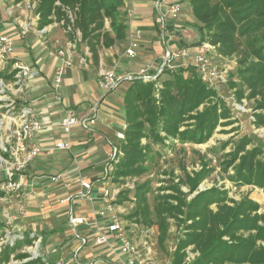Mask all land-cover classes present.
I'll return each mask as SVG.
<instances>
[{
  "label": "trees",
  "instance_id": "16d2710c",
  "mask_svg": "<svg viewBox=\"0 0 264 264\" xmlns=\"http://www.w3.org/2000/svg\"><path fill=\"white\" fill-rule=\"evenodd\" d=\"M22 2L24 0H17ZM38 28L67 22L73 18V42L77 32L80 43L89 47L93 60L98 58L101 48H110L123 43L128 36V13L124 0H37ZM191 6L198 23L194 24L199 39L191 47L204 43L217 46L227 56L238 53L239 40L244 38L246 49L242 52L237 75L242 83L237 91L239 99L249 91L250 98L259 97V109L264 111V0H184ZM109 25L107 29L106 25ZM64 30L65 27L61 26ZM168 74V79L161 80ZM12 74H0L11 78ZM161 80V88L157 86ZM127 128L119 151L122 157L113 162L112 177L142 176L147 168L144 164L150 157L152 144L165 145L167 140H177L178 146L204 144L209 141L220 125V120L230 118V111L213 89L201 80L196 70L165 69L156 80L134 78L124 97ZM208 104V105H207ZM205 105L200 111V107ZM256 125H264V115L256 116ZM146 140V145L142 144ZM251 138L245 137L235 150L221 163L222 172L233 186H255L264 191V143L250 150ZM175 146V141L172 143ZM204 164L202 171L193 177L186 175L180 184L189 188V194L198 191L210 169ZM177 193L183 197L180 187ZM147 186L136 189L138 205L127 218L147 226L157 224L162 245L169 225L166 214L175 216L184 224L185 234L178 242L172 264H183L186 249L194 246L199 257L191 264H264V213L260 205L250 198L235 201L228 191L217 187L199 192L191 201L177 196V208L158 199L151 211L146 200ZM127 194V192H125ZM119 194L117 203L128 200ZM182 216V218H180ZM188 222H191L188 224ZM228 238L229 240H224ZM33 238L26 235L25 244L32 245ZM260 243V244H259ZM4 252V253H3ZM14 248L6 246L1 252V262L9 264ZM30 258L27 253L15 255V260ZM39 259L24 264H34Z\"/></svg>",
  "mask_w": 264,
  "mask_h": 264
},
{
  "label": "crops",
  "instance_id": "0c3cea01",
  "mask_svg": "<svg viewBox=\"0 0 264 264\" xmlns=\"http://www.w3.org/2000/svg\"><path fill=\"white\" fill-rule=\"evenodd\" d=\"M155 1L124 0L129 14L127 18L129 30H138L142 33L136 59H128L125 55L128 36L123 43H117L110 48H101L96 61L93 60L87 44L80 42L76 44V49L72 50L71 67L66 69L62 86L58 91L61 97L60 102L53 93V77L57 67L62 64V59L56 57L54 53L68 47L72 39L71 35H68L58 22L47 26L46 32L40 34L35 5L33 16L31 13L33 21L26 26L21 23V32L0 24V33L8 35L13 41L15 40L14 43H17L11 59L40 72L39 77L26 82L24 93L21 95V106L35 107L45 123L46 128L39 136V143L42 147L51 148L56 142L66 139L60 125L67 109H73L78 116H86L92 110L96 111V123L89 130L84 129L86 134L82 132L83 128L76 127L71 138L73 146L71 156L65 151L54 152L51 157L43 154L30 166L34 174L31 175L26 171L15 179L21 185L23 194L20 201H15L13 207H17L16 211L19 212L23 208L21 204L25 202L28 208L27 214L24 215L23 225L21 221L15 225V222L22 217L20 214L10 221L5 217V214L9 213V209L12 208L10 202L0 205V216L8 224H14L15 232L21 235V240H19L21 245L25 244L23 241L26 237L25 231L29 230L28 234L34 239L32 245L39 241V246H44L49 250L47 255L44 257L42 255L43 258H41L45 264H116L109 246L97 245L95 242V237L99 232L108 235V221L96 216V212L104 207L103 191L106 184L110 186L112 203L117 212H121L123 207V203L116 202L120 188L116 187L114 178L110 180L109 176L111 177L112 173L110 174L108 169L111 166L110 163L118 161V157L112 160L110 156L115 148L119 150L112 137L115 139L122 126L126 125L125 108L124 104H112L110 95L119 92L123 82H128L127 85H130L134 78L143 79L145 76L156 80L167 64V68L172 71L173 69L175 71L193 68L198 74L192 56L170 60L166 58L167 52L177 53L193 36V31L183 23V18L188 16V13L182 8L180 23L165 21L163 25L162 18L155 8ZM188 20L193 24L198 23L193 14ZM106 27L108 29L109 25L107 24ZM213 47L211 54L214 56L213 63L215 64V58L221 56L216 53V47ZM51 53H53L52 56ZM165 61L167 64L163 68ZM114 69L119 75L124 76V80L108 95L102 90L99 82L103 73ZM128 77H132V80ZM126 92L127 90H123L121 94L126 95ZM111 105L117 108L116 113L111 110L113 108ZM99 108L101 113H99ZM115 117L117 121L114 120ZM79 131L82 134H79ZM106 144L111 148H107ZM104 156L107 157V160H104V162L107 161L104 166L106 173H99L97 170L104 163ZM49 168H53L51 171L55 172L52 177L47 178L48 180L42 179L44 177H36L46 170L49 171ZM79 175L93 184L91 195L94 203L93 205L85 203L84 207L75 210L74 214L84 217L88 223L78 226L74 231L69 226V208L59 201L80 189ZM57 176L60 177L59 180H53ZM51 194L59 195L58 200L51 199ZM254 196L257 197L256 200L262 199L259 193ZM12 198L14 197H9L8 201ZM7 206L8 209H6ZM124 220L130 236L137 241L135 236L144 234L137 230V221L128 218ZM84 240L86 243H83ZM110 246L116 248L118 241L111 238ZM54 249L56 253L52 252ZM195 253L199 255V252ZM38 259L41 261L40 258Z\"/></svg>",
  "mask_w": 264,
  "mask_h": 264
},
{
  "label": "rangeland",
  "instance_id": "374dc122",
  "mask_svg": "<svg viewBox=\"0 0 264 264\" xmlns=\"http://www.w3.org/2000/svg\"><path fill=\"white\" fill-rule=\"evenodd\" d=\"M172 1L179 2L180 0ZM34 4L36 8L38 4L37 0H25L22 2H13V0H0V24H5L9 27L18 29V32H21V23L26 26L30 25V23L33 21L31 20V13L33 16ZM182 8L185 12L188 13V16H185L183 18V23L186 24V27L188 29H191L193 31V36L189 39L190 41L186 43V46H190L191 44L198 41L199 32L195 27H193L194 24L188 20L191 19L192 16L191 7L188 5L187 2H184L182 3ZM175 22L180 23V20ZM239 45L240 47L238 49V53L232 56L222 54L217 48V46H215L216 53L221 57L215 58L216 63L214 64V66H216L219 71L226 70L228 73V78L224 83H216L211 88L207 86L208 88L213 89V91L216 92L217 96L225 102L226 106L230 111V118L220 120V125L218 126L216 131L213 133L209 141L204 144H186L183 146H178L177 140H167L165 145L152 144V151L150 152V157L148 161L144 164V167L147 168V171L142 176L129 177L125 179L120 178L119 181H115L116 187L120 188V192L117 194V196H119V194L127 192V194L125 193L124 196L128 200H125V202H123L122 210L121 212H119L120 216L123 219L127 220V217L135 211V208L138 205V198L135 196L136 189L143 185L147 186L146 200L151 211L154 210L158 199L162 203L168 202L170 205H173L176 209L178 202L175 198H177V196L185 198V200L189 202L199 192H203L213 187H217L223 190H227L229 198L234 199L235 201H241L243 198L251 197V200L260 205L261 209L259 212L264 213V191L255 186H242L240 188L233 186V184H231L225 178L227 177V175H232L233 172L229 171V173L226 174L222 172L220 166L223 159H225L227 155L232 153L235 150V146L245 137L252 139V142L247 147V150H250L256 145H259V143H264V125H256V116L264 115V111L258 108L260 98H250L249 91L247 90L245 91L244 96L241 99H239L237 94V91L241 90V87L243 86L238 78L237 70L239 69L240 60L242 59V52L246 49L244 38L239 40ZM16 47L17 43H14V49ZM211 56L212 58L214 57L213 54H211ZM167 66L162 70V72L165 69L169 70ZM169 77L170 76L165 72V74L162 75L161 80L168 79ZM54 78L55 77H53V80ZM161 80L157 84L159 88L162 87V85L160 84ZM127 83L128 82H123L121 84V89L119 90V92L108 94H111L110 99L112 104H123L125 94H121V92H123V90H128L129 85H127ZM111 106L113 107L114 105ZM204 107L205 105L201 106L199 110L202 111ZM100 108L99 113H101ZM111 110L113 112L115 111L114 113H116L117 108L113 107L111 108ZM114 120L117 121V118L115 117ZM75 131L76 127L72 130L71 138L73 137ZM79 132V134H82L81 131ZM82 132L86 134V131L84 129ZM123 132L124 129L122 126L121 131L119 133ZM112 139L115 145L120 148L122 140H119L118 137H116L115 139L114 137H112ZM173 141H175V146L172 145ZM147 143L149 142H147L146 140H142L143 145H146ZM106 147L109 149L111 148V146L108 144H106ZM72 153L73 146L71 152H67L66 154L71 156ZM122 155L123 154L121 152V155L118 156L117 160H119ZM105 159L107 160L106 156L103 157V162ZM105 162L101 164L100 169L97 170L99 171V173H106V169H104ZM110 164L111 166L108 170L111 174L113 164ZM204 164H207V169H210L211 172L209 173L207 178L199 185L198 191L193 194H189V188L186 185L180 184V181L185 179L186 175H190L191 177H193L195 173L202 171ZM51 169L53 170V168H49V171L46 170L43 174H38L39 176L36 177H44L42 179L48 180L47 178L52 177V174H54L55 172L51 171ZM31 170V167H29L27 172L32 175L34 173L32 172L33 170ZM109 178L111 180L113 177L109 176ZM111 183L113 184V182ZM178 186L180 187L181 193L187 195L186 197H183L177 193L176 189ZM257 193L261 195L262 199H255L257 197H255L254 195ZM58 196L59 195L57 194H51V199H57ZM9 200H11L10 205H12V208L9 209V213L11 214V216H20L19 212L16 211L18 208L13 207L15 201L20 200L15 198ZM24 203L21 204V207H23L21 209H23L25 214H27L28 208ZM8 208L9 207L7 206L6 209ZM174 212L175 216H168L166 214L169 229L167 233V238L162 245L159 242L160 230L157 224L147 226L145 224L136 222L135 218L132 219L138 224L137 230L142 231L144 233L139 234L138 236L134 234L136 235V242L142 244L141 248L150 253V257L153 258L155 264H172L178 242L181 238H183L184 234L186 233L184 224L177 220V210H174ZM180 218H182V216H180ZM19 221H21V225H23L24 216H22L21 219L17 220L15 222V225ZM190 223L191 222H188V224ZM15 231L16 229L14 228V224H8V222L0 216V242L5 241V247L10 246V248H14L15 250L14 254H12L11 256L9 264L26 263L27 261L31 260L30 258H33V254L31 253V251H34L36 249L37 241L31 246H28L26 244L21 245L19 241L21 240V235H19V233ZM28 231L29 230L25 231L26 235L28 234ZM224 240L228 241L229 239L225 238ZM5 247L3 246L2 250H4ZM194 249V246H189L186 249V257L183 264H191L196 260V258L199 257L200 254L197 255ZM47 251L49 250L46 249V247L40 246V255L37 258H43L44 255H47ZM22 253L29 254L30 258L23 261L13 259L15 255ZM0 264H4L1 262V252ZM36 264L45 263L42 262L41 259V261L37 262Z\"/></svg>",
  "mask_w": 264,
  "mask_h": 264
},
{
  "label": "built area",
  "instance_id": "2783aa9c",
  "mask_svg": "<svg viewBox=\"0 0 264 264\" xmlns=\"http://www.w3.org/2000/svg\"><path fill=\"white\" fill-rule=\"evenodd\" d=\"M15 1L17 0H13V2ZM183 1H155V8L162 18L163 25L165 21L175 22L181 20ZM73 22V16L68 13L67 22L62 20L59 25L65 27L64 31L67 34H71ZM38 32L44 34L46 27ZM76 37V40L69 42L66 49H60L54 53L56 57L62 59V64L57 67L53 80V93H55L59 102L61 97L58 95V91L62 86L66 69L71 67L72 50H75L76 44L80 42V34L78 32ZM141 38L142 33L140 31L128 30V45L125 51L128 59L134 60L138 57ZM213 50L214 47L208 43L196 47L185 46L177 53L167 52L166 58L170 60L192 56L198 75L211 88L216 83H224L228 78L226 70L219 71L214 66L211 56ZM13 51V39L0 33V74H12L11 78L0 77V205L11 202L10 200L8 201L9 197L21 199L23 189L15 179L23 175L41 155L51 156L58 151L71 152L72 143L70 138L72 130L75 127L89 130L95 125L97 119L95 110L91 111V115L78 116L73 109H67L60 125L66 139L56 142L51 148L42 147L39 143V136L46 128L45 123L41 120L35 107L21 106V95L24 93L26 82L39 77L40 72L37 69L21 64L19 61H15V59H11ZM52 55L53 53H51ZM128 79L132 80V77H128ZM143 79L153 80L145 76ZM123 80L124 76L119 75L114 69L102 74L99 85L106 94H109ZM126 128L127 126L124 125V132ZM124 132L117 134L119 140L124 139ZM119 155H121V152L116 148L110 154L112 160ZM59 178L57 176L53 180L58 181ZM78 181L80 189L59 201L62 205L68 206L69 226L74 231L77 230L78 226L88 223L84 217L75 215V210L84 207L85 203H90L91 205L94 203L91 195L93 184L82 175H79ZM103 192L104 207L96 212V216L108 221V235L99 232L95 237L96 244L101 246L108 245L116 264H155L153 258L150 257V253L141 248L142 244H139L130 236L125 220L112 203L113 198L111 197L109 184H106ZM19 214L24 216V210L20 209ZM5 217L9 221L16 218L8 212ZM111 238L118 241L116 248L110 246ZM39 243L37 241L36 249L31 251L33 254V258H30L31 260L40 255ZM83 243H86V241L84 240ZM3 246L5 247V241L0 242V252H2ZM52 252L56 253L57 251L54 249Z\"/></svg>",
  "mask_w": 264,
  "mask_h": 264
},
{
  "label": "water",
  "instance_id": "95a60500",
  "mask_svg": "<svg viewBox=\"0 0 264 264\" xmlns=\"http://www.w3.org/2000/svg\"><path fill=\"white\" fill-rule=\"evenodd\" d=\"M166 64H167V61H165L164 65H163V68L166 66Z\"/></svg>",
  "mask_w": 264,
  "mask_h": 264
}]
</instances>
